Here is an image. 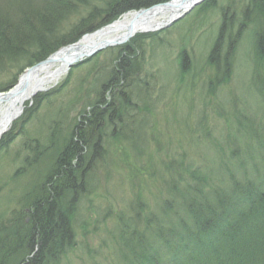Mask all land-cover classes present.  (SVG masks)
<instances>
[{
	"label": "rangeland",
	"instance_id": "obj_1",
	"mask_svg": "<svg viewBox=\"0 0 264 264\" xmlns=\"http://www.w3.org/2000/svg\"><path fill=\"white\" fill-rule=\"evenodd\" d=\"M212 1L214 6L203 7ZM246 1L204 0L171 26L129 39L138 49V76L150 96L142 95L144 102L134 100L141 109L135 125L142 126L139 133L127 132L126 139H109L105 145L104 159L72 218L76 245L60 264H128V251L121 249L116 228L119 215L129 217L134 210L163 212L158 208L160 199L180 214L182 180H191L186 167L207 179L203 191L228 189L231 174L241 180L246 175L258 180L264 174V58L256 52L254 36L264 28V15L255 12L247 18ZM14 2L18 0H0V9L9 11ZM224 11L243 23V31L224 34L222 41L233 46L230 52L223 48V54L228 49V64L218 70L207 56ZM137 35L142 36L135 39ZM116 50L107 48L71 67L54 87L27 101L1 135L0 141L7 135L12 139L0 148V225L23 206L25 195L49 169L58 139L93 101ZM182 50L188 54L184 71L179 64ZM17 73L11 69L1 76L0 86L18 78ZM173 187L177 194L173 190L169 194ZM164 215L170 219L166 211ZM12 260L4 262L15 264ZM256 264H264V257Z\"/></svg>",
	"mask_w": 264,
	"mask_h": 264
},
{
	"label": "trees",
	"instance_id": "obj_2",
	"mask_svg": "<svg viewBox=\"0 0 264 264\" xmlns=\"http://www.w3.org/2000/svg\"><path fill=\"white\" fill-rule=\"evenodd\" d=\"M93 1L18 0L8 6L9 11L0 9V77L11 69H16V76L19 75L60 47L76 42L82 35L113 22L127 11L168 0H100L97 4ZM246 2L243 12L247 18L255 12L264 15V0ZM214 5L212 1L202 6ZM224 12L207 56L208 62L218 70L221 66L227 67L228 49L230 52L233 46L231 41L227 44L222 41L224 34L243 31V23L235 17L232 18L236 30L233 26L229 30ZM254 36L256 52L264 58V28L256 30ZM224 47L228 48L225 54ZM116 51L93 102L74 116L68 132L58 139L60 146L54 150L47 172L25 195L23 206L7 222L2 221L0 264H6L5 258L15 260V264H60L69 248L76 245L72 218L80 198L87 194V184L100 164L98 159H104L108 150L104 136L112 141L126 139L127 135L115 134L113 129L117 123L126 125L122 116L127 117L125 110L141 112L135 101L144 102L142 95L146 99L150 97L144 91L147 85L138 76L141 72L138 49L135 50L131 41ZM187 62L188 54L182 50L179 54L182 71L187 68ZM15 81L13 78L9 84L1 85L0 91ZM53 129L58 137L57 125ZM11 139V135L4 136L0 148H6ZM137 153L140 152L137 150ZM186 173L191 180H182L185 194L178 206L180 214L166 199H160L158 208L163 212L134 210L129 217L119 215L116 228L121 249L128 251V264L258 263L264 257V174L258 180L257 176L246 175L241 180L231 174L228 189L203 191L207 183L204 175L190 167H186ZM172 190L178 193L173 187L169 194ZM171 249L177 252L172 255Z\"/></svg>",
	"mask_w": 264,
	"mask_h": 264
},
{
	"label": "bare ground",
	"instance_id": "obj_3",
	"mask_svg": "<svg viewBox=\"0 0 264 264\" xmlns=\"http://www.w3.org/2000/svg\"><path fill=\"white\" fill-rule=\"evenodd\" d=\"M185 6L186 3L175 1L170 4L156 6L148 10L147 13L138 18L135 17V13L125 14L114 21L112 24L83 35L72 46L66 47L55 54L53 56L54 61L34 68L27 77H23L20 80L19 84L12 91L8 92L3 101H0V103H3L0 104V135L8 130L12 121L16 117H18L19 112L22 110L24 104L27 101L32 99V97L38 92H43L54 87L61 80V78L69 70V63L76 56L81 57L83 52L88 51L90 48L94 47L97 44H102L105 42L114 43L123 39L128 34L144 33L146 31L154 29L162 22H165L166 20L177 16L184 10ZM225 24L229 30L232 26L234 27V31L236 30L234 19L228 18ZM89 58L90 57H88L87 60ZM120 85L122 87L124 85V82H122ZM125 112L127 113V117H124L123 114L122 116L123 119L126 120V125L124 126L123 124L122 126L124 127H122L118 126L120 124L117 123L118 125H116V127L113 129L114 133L127 135V132H134L136 130L137 133H139L140 127L142 125L140 123H138L137 126L135 125V123L137 122L135 118L136 110L128 109L127 111L125 110ZM125 127H127V129H125ZM107 134H110V132H108ZM104 137L105 146L107 145L110 137ZM59 146L60 143L55 147V151H57V148ZM98 160L101 163L103 161V158Z\"/></svg>",
	"mask_w": 264,
	"mask_h": 264
},
{
	"label": "water",
	"instance_id": "obj_4",
	"mask_svg": "<svg viewBox=\"0 0 264 264\" xmlns=\"http://www.w3.org/2000/svg\"><path fill=\"white\" fill-rule=\"evenodd\" d=\"M182 3L187 1V0H180ZM202 0H193L189 6L187 7V9L185 11H183V13H181L179 16H177L176 18L172 19V20H168L167 22L161 24V26H166L168 24H170L172 21L178 19L179 17H181L182 15H184L185 13H187L189 10H191L195 5H197L198 3H200ZM146 12H148V9H142V10H139L135 13V17L138 18V17H141L143 16ZM134 34V33H132ZM132 34H128L127 36H125L123 39L117 41V42H114V43H109V42H105V43H102V44H97L95 45L94 47L90 48L88 51L86 52H83L82 56L79 57V56H76L74 59H72V61L69 63V66H72L75 62H77V60L81 59V58H88V57H91L93 56L94 54H96L97 52L105 49V48H109V47H113V46H117V45H121L123 43H126L131 37H132ZM73 44H70L66 47H70L72 46ZM66 47H62L60 48L59 50H57L55 53L51 54L49 57H47L45 60L35 64L34 66L28 68L25 70V72L23 73L22 77H27L29 75V73L36 67L38 66H41L43 64H47V63H50L53 60V56L55 54H57L59 51H61L62 49L66 48ZM5 96L7 95H4V94H0V101H2Z\"/></svg>",
	"mask_w": 264,
	"mask_h": 264
}]
</instances>
